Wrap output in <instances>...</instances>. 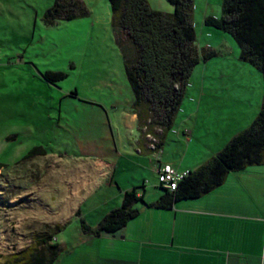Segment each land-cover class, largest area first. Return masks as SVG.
<instances>
[{"label": "rangeland", "instance_id": "374dc122", "mask_svg": "<svg viewBox=\"0 0 264 264\" xmlns=\"http://www.w3.org/2000/svg\"><path fill=\"white\" fill-rule=\"evenodd\" d=\"M54 1L0 0L2 257L35 245L36 236L48 225L63 224L55 236L59 242H71L84 233L81 218L96 223L101 197L92 195L85 202L89 191L74 189L94 184L92 158L108 145L99 109L128 104L132 96L124 67V37L112 25L108 1L82 0L87 15L48 23L43 15ZM150 1L154 9L165 5L170 10L161 11L173 10L167 0ZM222 1L194 0L198 49L211 47L218 55L206 65L203 60L196 64L189 79L194 87L188 84L181 104H242L250 116L263 102L261 72L239 59L232 35L203 23L207 15H221ZM46 71L67 76L52 83L44 79ZM34 146L46 148L47 154L22 159ZM85 151L92 156H84ZM152 181L157 184L156 178ZM97 182L107 179L99 177ZM158 191V186H150L146 199ZM67 256L61 250L54 264H68Z\"/></svg>", "mask_w": 264, "mask_h": 264}, {"label": "crops", "instance_id": "0c3cea01", "mask_svg": "<svg viewBox=\"0 0 264 264\" xmlns=\"http://www.w3.org/2000/svg\"><path fill=\"white\" fill-rule=\"evenodd\" d=\"M161 10L170 8L164 5ZM121 42L123 53L133 56L129 41L124 38ZM197 90L201 95L203 85ZM133 99L132 93L128 104L99 109L108 145L92 158L97 171L94 184H81L74 190L89 191L85 202L92 195L101 197V211L91 226L119 207L123 193L132 188L143 199L134 205L139 213L115 233H80L71 242H59L54 236V242L69 255L67 263L264 264V165L230 171L220 186L199 198L176 201L168 209L147 205L162 195L161 188L146 199L149 187L157 186L152 178L157 180L160 164L170 163L178 170L198 167L247 127L257 113L246 115L242 104H181L174 126L166 132L161 147L153 150L155 139L142 136L132 110ZM103 176L107 182H97Z\"/></svg>", "mask_w": 264, "mask_h": 264}, {"label": "trees", "instance_id": "16d2710c", "mask_svg": "<svg viewBox=\"0 0 264 264\" xmlns=\"http://www.w3.org/2000/svg\"><path fill=\"white\" fill-rule=\"evenodd\" d=\"M107 1L113 27L133 49V56L123 53L125 74L134 97L132 110L137 114L142 136L151 135L155 139L152 148L157 150L175 124L194 67L218 52L211 47L198 49L194 0H167L173 7L171 12L154 9L148 0ZM87 14L82 0H55L43 17L52 23ZM203 23L232 35L240 50L239 59L253 65L264 80V0H223L221 15H207ZM42 75L52 83L67 76L63 71H46ZM44 154V147L34 146L22 159ZM255 165H264V98L247 127L232 135L203 164L189 170L175 190L158 186L164 192L147 205L168 209L176 201L199 198L224 183L230 171ZM140 200L143 199L135 188L126 190L120 206L108 211L95 226L81 218L82 231L94 236L117 232L138 215L134 205ZM63 226L48 225L44 233L36 236L35 245L0 256V264H53L62 247L52 239Z\"/></svg>", "mask_w": 264, "mask_h": 264}, {"label": "built area", "instance_id": "2783aa9c", "mask_svg": "<svg viewBox=\"0 0 264 264\" xmlns=\"http://www.w3.org/2000/svg\"><path fill=\"white\" fill-rule=\"evenodd\" d=\"M188 174V169L178 170L170 163H162L156 169L157 186L167 190H175L178 182Z\"/></svg>", "mask_w": 264, "mask_h": 264}]
</instances>
